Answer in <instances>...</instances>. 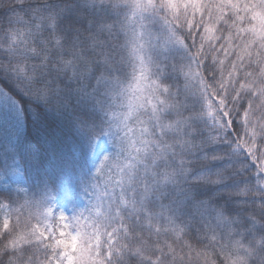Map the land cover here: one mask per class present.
I'll return each instance as SVG.
<instances>
[{
  "label": "snow or ice",
  "instance_id": "6c2138e0",
  "mask_svg": "<svg viewBox=\"0 0 264 264\" xmlns=\"http://www.w3.org/2000/svg\"><path fill=\"white\" fill-rule=\"evenodd\" d=\"M0 8V264H264V0ZM27 123L40 167L65 129L83 156L112 149L103 211L71 236L31 211L50 193Z\"/></svg>",
  "mask_w": 264,
  "mask_h": 264
},
{
  "label": "trees",
  "instance_id": "16d2710c",
  "mask_svg": "<svg viewBox=\"0 0 264 264\" xmlns=\"http://www.w3.org/2000/svg\"><path fill=\"white\" fill-rule=\"evenodd\" d=\"M3 15V9L0 8V17ZM3 86L0 84V87ZM27 119L31 120L32 117L29 116ZM35 135V126L27 123L20 139V151L25 156L28 170L38 178V182H47L50 196L43 208L31 211L40 217L42 230L44 227L50 230L55 228L56 235L63 231L71 236L75 234L77 228L90 223L89 215L95 216L97 212L103 211L105 197L103 181L97 186L95 194L90 199L91 185L95 182L96 166L103 155L110 153L112 149L105 143L102 152L98 151L95 156L86 157L82 155L84 145L82 139L74 137L68 129L64 130L63 136L56 132L54 133L56 139L49 143L50 147L55 148L57 161V167L53 170L47 166L40 167L29 158V149L33 146ZM60 213L64 214V219L60 218ZM33 223L35 224L36 221L33 220Z\"/></svg>",
  "mask_w": 264,
  "mask_h": 264
},
{
  "label": "rangeland",
  "instance_id": "374dc122",
  "mask_svg": "<svg viewBox=\"0 0 264 264\" xmlns=\"http://www.w3.org/2000/svg\"><path fill=\"white\" fill-rule=\"evenodd\" d=\"M263 32H264V17L257 19V23H256V26H255V39L257 41L261 40L264 37V33Z\"/></svg>",
  "mask_w": 264,
  "mask_h": 264
}]
</instances>
